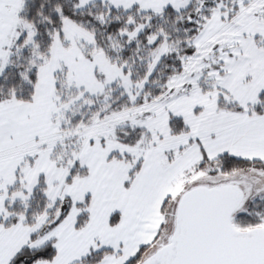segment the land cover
I'll list each match as a JSON object with an SVG mask.
<instances>
[{"label":"snow or ice","instance_id":"snow-or-ice-1","mask_svg":"<svg viewBox=\"0 0 264 264\" xmlns=\"http://www.w3.org/2000/svg\"><path fill=\"white\" fill-rule=\"evenodd\" d=\"M0 264H264V0H0Z\"/></svg>","mask_w":264,"mask_h":264}]
</instances>
